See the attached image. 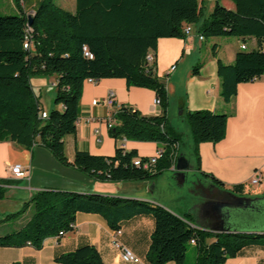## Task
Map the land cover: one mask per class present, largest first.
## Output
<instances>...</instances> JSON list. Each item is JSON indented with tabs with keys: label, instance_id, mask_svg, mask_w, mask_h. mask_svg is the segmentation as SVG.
I'll use <instances>...</instances> for the list:
<instances>
[{
	"label": "trees",
	"instance_id": "trees-1",
	"mask_svg": "<svg viewBox=\"0 0 264 264\" xmlns=\"http://www.w3.org/2000/svg\"><path fill=\"white\" fill-rule=\"evenodd\" d=\"M220 1L216 0L212 14L198 25L203 15L199 0H76L74 13L59 7L55 0H38L30 15L22 7L26 0H12L19 15H0V142H15L29 151L39 145L63 166L76 168L100 182L156 181L165 171L174 169L182 157L181 134L168 116L167 86L158 76L155 55L159 40L186 39L185 29L197 25V33L206 38L256 39L257 48L242 50L233 64L218 61L221 98L225 102L237 95L241 84L264 76V0H231L234 11ZM27 36L29 49L24 47ZM85 49L93 58L85 55ZM199 71L200 65L194 68V74L199 75ZM52 76L57 77L54 104L63 109L51 110L44 119L45 111L31 80ZM104 79H122L129 88L149 89L160 101L158 116H144L129 106L119 107L113 115L116 126L110 129L116 141L163 146L161 157L148 170L134 165L137 151L122 146L110 158L77 152L71 163L66 157L64 140L76 134L84 84ZM186 118L196 168L200 170L199 146L225 139L228 115L195 111L187 112ZM141 160L146 163L150 159ZM214 182L223 188L222 183ZM1 183L13 184L6 180ZM231 192L240 194L243 186L233 187ZM5 195L6 190L0 188V200ZM29 207H33L32 219L21 230L0 236V247L32 246L40 250L46 239L72 232L77 215L86 213L101 215L114 231L136 216H152L155 230L148 253L152 264H185L192 240L195 264H225L246 248L264 249V234H215L193 227L190 214L180 216L145 202L97 193L41 191L5 221L18 219ZM56 261L104 264L91 245L81 246Z\"/></svg>",
	"mask_w": 264,
	"mask_h": 264
},
{
	"label": "crops",
	"instance_id": "crops-1",
	"mask_svg": "<svg viewBox=\"0 0 264 264\" xmlns=\"http://www.w3.org/2000/svg\"><path fill=\"white\" fill-rule=\"evenodd\" d=\"M199 1L203 3L202 18L205 12L210 16L216 0ZM206 3H210L207 10ZM220 3L228 10H235V4L231 0H221ZM203 20L201 19L198 25H201ZM198 25L191 26V32L186 39L158 41L155 55L158 76L166 83L170 99L168 116L178 133V117L185 118L187 112L209 111L228 115L226 137L219 143H204L199 146L200 170H197L196 166L192 167L191 159L181 154L180 150L179 153L190 165L193 175L191 183L196 179L208 180L211 183L216 180L223 184L222 190L231 191L233 187L243 186V192L236 194L239 197L260 198L264 194V76L254 82L241 84L237 95L229 102L221 98V81L218 77L219 60L225 65H231L236 55L242 51V45L245 44L247 50H254L258 46L257 41L254 38L237 37H204L201 40L197 33ZM198 65L199 75H195L194 68ZM174 66L175 70L172 71ZM56 84L55 76L36 77L31 80L32 88L46 113L50 112L49 108L63 109L54 104ZM44 96L48 99V106L44 105ZM108 99L114 101V106L103 104ZM156 99L153 91L129 88L122 79H104L96 83L86 81L76 134L67 136L64 140L65 154L69 162L73 163L77 152L110 158L120 146L127 151H137L140 159L156 157L163 151V146L153 142L116 141L110 135L109 128L110 124L116 126L113 115L121 106L132 107L144 116L160 115V107L155 105ZM94 101L101 104L93 105ZM185 127L188 128L186 125ZM186 134L188 137L191 135L190 128L186 129ZM190 148L193 155L192 143ZM193 157L195 158L194 155ZM15 165L29 168V177L24 180L15 179L10 170ZM171 172L176 174L175 167ZM257 176H260V182L253 185L252 180ZM2 180L11 181L13 184L4 185ZM0 188L6 190L5 198L0 200V236L19 231L26 226L32 219L33 207H29L16 220L5 219L21 211L31 198L41 191L97 193L134 199L154 207H163L180 216L190 214L193 219L192 226L198 229L212 231L219 226V222L204 206L207 199L202 197L201 186L197 194L192 191L198 202L191 208V213H180L173 206L176 200H164L157 194L158 183L155 181L100 182L76 168L63 166L48 150L39 145L29 151L15 142H0ZM154 230V218L139 215L121 224L122 234L118 240L145 264H152L148 260V253ZM232 233L262 235L264 228H258V225L253 223H243L235 227ZM114 239V230L101 215L80 213L76 217L72 232L46 239L40 250L32 246L0 247V264H60L56 259L86 245L94 246L98 250L104 264H132L122 260L120 252L114 247ZM190 246L196 249L195 246ZM196 257L195 254L192 261H189L187 253L185 264H195ZM225 264H264V249L246 248Z\"/></svg>",
	"mask_w": 264,
	"mask_h": 264
},
{
	"label": "rangeland",
	"instance_id": "rangeland-1",
	"mask_svg": "<svg viewBox=\"0 0 264 264\" xmlns=\"http://www.w3.org/2000/svg\"><path fill=\"white\" fill-rule=\"evenodd\" d=\"M38 0H26V4H22L26 14L30 15L32 9L35 7ZM55 3L62 9L74 13L76 10V0H55ZM16 3H13L12 0H0V15L2 16H16L19 15L17 11ZM210 3H206V10L209 8ZM215 6V5H214ZM16 7V8H15ZM204 18H209V15L205 12ZM202 18V20L204 19ZM204 21V20H203ZM202 24V23H200ZM44 105L48 106V99L44 96ZM48 108V107H47ZM53 110L49 108V111ZM179 131L182 134L181 137V148L180 152L184 156H187L191 159V166H196V161L193 155L191 154V135L188 137L186 134V129H189L187 118L178 117ZM176 120V119H175ZM185 125L188 127L186 128ZM188 174V181L184 186H179L176 174L171 171H165L161 174L155 181L158 183L157 194L164 200H176L174 203V208L180 213L189 212L191 213V208L198 202V198L194 197L192 194L191 181L193 180V175L191 172ZM172 185V187H171ZM14 223V222H12ZM13 225V224H12ZM252 226V225H251ZM253 227V226H252ZM258 228H264V224H259ZM189 255V261H192V258L195 257L196 249L192 246L188 247L187 251Z\"/></svg>",
	"mask_w": 264,
	"mask_h": 264
},
{
	"label": "water",
	"instance_id": "water-1",
	"mask_svg": "<svg viewBox=\"0 0 264 264\" xmlns=\"http://www.w3.org/2000/svg\"><path fill=\"white\" fill-rule=\"evenodd\" d=\"M32 18H29V26ZM176 179L179 186H184L190 165L184 158L178 159L175 166ZM193 185V183H191ZM206 206L219 222V226L211 233H232V230L243 223L264 224V198L239 197L231 191L222 190L218 187L206 191ZM207 231V230H206Z\"/></svg>",
	"mask_w": 264,
	"mask_h": 264
},
{
	"label": "built area",
	"instance_id": "built-area-1",
	"mask_svg": "<svg viewBox=\"0 0 264 264\" xmlns=\"http://www.w3.org/2000/svg\"><path fill=\"white\" fill-rule=\"evenodd\" d=\"M27 32H31L30 28H28ZM191 32V27H187L185 29V33L186 35H189ZM200 39L203 40L204 37L200 36ZM24 47L26 49H29L31 46L29 44V37L27 36L26 37V43L24 45ZM241 49L242 50H247V47L245 45H242L241 46ZM85 55L89 58H93V56L85 49ZM153 60V57L150 56L149 57V61H152ZM175 70V66L172 67V71ZM89 82H92V83H96L94 81H89ZM101 103L99 101H94L93 102V105H100ZM104 105H107V106H114V101L112 99H108V100H105L103 102ZM155 105L157 107L160 106V101L158 99H156L155 101ZM42 117L45 119L47 118V113L44 112L42 114ZM113 127L112 124L109 125V128L111 129ZM162 155V151H160L158 153V155L156 157H153V158H150V160L146 163H143L142 160L140 158H137L134 160V165L137 166V167H143L144 169L148 170L150 169L153 165H155L157 163V160L161 157ZM11 174L13 175V177L17 180H24V179H27L30 175V170L29 168H26V167H23L21 165H15L13 167H11ZM260 182V176H257L255 177L253 180H252V184L253 185H257L259 184ZM115 233V239H114V247L116 249H118V251L120 252V255H121V258L122 260L125 262V263H132V264H145L140 258L136 257L129 249H127L123 244H121L118 240V237L122 234V231L121 229L119 230H116L114 231ZM191 244L192 245H195V242L192 240L191 241Z\"/></svg>",
	"mask_w": 264,
	"mask_h": 264
},
{
	"label": "flooded vegetation",
	"instance_id": "flooded-vegetation-1",
	"mask_svg": "<svg viewBox=\"0 0 264 264\" xmlns=\"http://www.w3.org/2000/svg\"><path fill=\"white\" fill-rule=\"evenodd\" d=\"M192 183H193V185L191 186L192 187L191 191H193L195 194L198 193V188H199V186H201V188L203 189L202 190V197L204 198V200H206L205 198L207 196V194H206L207 189H209L211 191L209 196H212V194H213L212 189H214L215 187L222 189L221 186L216 185L215 183H211L208 180H204V179H196Z\"/></svg>",
	"mask_w": 264,
	"mask_h": 264
}]
</instances>
